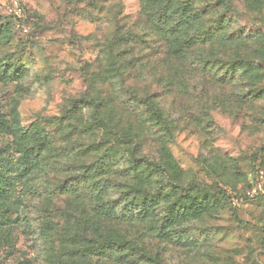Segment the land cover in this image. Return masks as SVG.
Instances as JSON below:
<instances>
[{
  "label": "rangeland",
  "instance_id": "obj_1",
  "mask_svg": "<svg viewBox=\"0 0 264 264\" xmlns=\"http://www.w3.org/2000/svg\"><path fill=\"white\" fill-rule=\"evenodd\" d=\"M222 1L179 0L183 25L162 0H0V264H264V0ZM146 158L162 241L124 200L96 208L151 190L132 180ZM187 195L206 210L177 214Z\"/></svg>",
  "mask_w": 264,
  "mask_h": 264
},
{
  "label": "trees",
  "instance_id": "obj_2",
  "mask_svg": "<svg viewBox=\"0 0 264 264\" xmlns=\"http://www.w3.org/2000/svg\"><path fill=\"white\" fill-rule=\"evenodd\" d=\"M214 1L213 7L215 8L216 6H220L223 1L222 0H211ZM162 4H173L175 7H181V17H183L184 24L188 22L190 18H192V15H189V8L191 6L190 2H179V0H162ZM208 8L203 7L202 11H206ZM220 21V20H219ZM165 21L162 22V28H165ZM178 27V26H177ZM176 28V27H175ZM179 28V27H178ZM169 30V29H168ZM167 31V29H166ZM168 32H176V30H169ZM208 36L207 32L202 31V33H199L198 35L195 36L194 40L195 41H203L205 38ZM15 76V75H14ZM6 79H10V75L6 73L4 76ZM133 102H135V106L138 111L143 113L151 122L153 123L154 127L158 130V132L163 134V137L165 138H170L171 133L169 129L168 122L166 121L165 115L158 112L155 104L152 101V97L147 96L139 99H133ZM34 147H25V149L22 150L21 152V157L20 161L22 165L27 168L28 166L31 165L30 162V156H33L34 153ZM131 157L135 158V151L131 152ZM133 167L132 170L137 169L136 162H133ZM146 165L147 168L146 170H142L143 172L138 174L134 173V176H132V180H136L139 187H142L144 184H148L151 186V190H145L144 193L137 192L138 188H135L133 190V193H124L121 198H119L117 201H113L115 203H108L100 200V203L97 205V210L101 212L102 216L105 217H112L119 219L120 215L115 213V209L117 207V203L121 202L124 200L125 202V208H126V213L130 219L133 221H151L154 220L155 222V228L154 231L156 233V237L159 238L162 241V182L158 181V177L162 174V165H160L158 162L156 163L155 161H151L146 158ZM161 172V174H159ZM91 180V177L87 176L86 177V182L89 183ZM159 182V183H158ZM153 183H155L156 187H153ZM157 185H161V188H157ZM140 190V189H138ZM0 199L5 198L7 196L6 191H0ZM100 197V195H98ZM185 199H190L189 205L185 206L180 212H177L178 210L174 209L173 207L170 210V216H166L164 218V224L168 225L169 221L171 222L172 220L170 219L173 217L174 213L177 212L180 216L183 218L186 217L187 215H191L194 213H202L205 211V207L202 206V202L198 203L196 198H193L191 196H186ZM210 205V204H209ZM208 205V206H209ZM193 210V211H192ZM153 223V222H152ZM117 243V244H116ZM96 244L94 248L99 246V242L95 241L93 245ZM118 245V247H123L126 244H132L130 246L131 251L136 250L137 253H139V259L143 260L146 257V254L144 253V249L141 246H138L135 242H130L126 243V241H121L120 239H108L105 242V246L107 245ZM92 245V246H93ZM97 250H100V247H97ZM99 252V251H98ZM138 259V260H139ZM133 263H137L139 261H135V259H132ZM158 263V262H156ZM140 264V263H137Z\"/></svg>",
  "mask_w": 264,
  "mask_h": 264
}]
</instances>
